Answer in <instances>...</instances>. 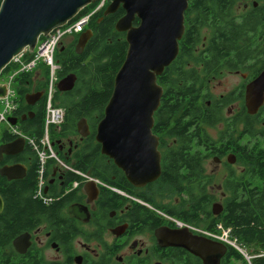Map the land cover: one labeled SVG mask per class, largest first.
Here are the masks:
<instances>
[{
	"label": "flooded vegetation",
	"instance_id": "obj_1",
	"mask_svg": "<svg viewBox=\"0 0 264 264\" xmlns=\"http://www.w3.org/2000/svg\"><path fill=\"white\" fill-rule=\"evenodd\" d=\"M229 14L236 23L247 22L249 51L239 55L235 50L230 55L233 59L230 69H211L212 77L204 89L210 96L203 101V110L216 119L215 123L202 127L200 145L199 139L193 140L191 147L184 150L188 163L171 167L177 173L166 182L160 181L162 157L167 150L161 145L172 146L176 140L167 142L166 137L152 133L158 138L160 152L161 172L155 181L135 187L101 154L93 161L103 163L98 172L101 178L94 175L92 164L82 171L77 167L78 161L81 155L92 153L86 148L90 141L93 146L97 144L94 138L97 124L94 127L84 119L88 134L81 137L78 125L81 128L82 119L79 120L75 133L50 139L54 157L45 162L41 196L34 193L45 211L35 213L11 239L9 259L0 264H215L204 263L186 249L167 244L168 237L183 234L184 230L196 239L222 244L226 251L218 264H223L230 250L242 258L239 250L247 255V264L264 257V0H233ZM87 30L88 27L82 33ZM206 30L202 32L208 35ZM73 38L66 37L64 41L69 42L63 41L57 51L72 49L80 54L84 47L78 50V38L74 44ZM207 50L205 36L200 43L203 70L207 67ZM242 56L245 61L240 65L238 57ZM224 74L236 80L229 92L214 97L207 91L209 82ZM39 78L37 84L31 80L30 86L43 96L40 82L43 78ZM40 100L30 107H39ZM249 109L254 111L250 113ZM10 117L19 125L17 116ZM24 117L22 114L21 120ZM238 125L241 130L236 132ZM207 128L218 131L212 137ZM20 156L22 161L18 160ZM35 158L25 143L21 153L2 156L0 169L20 164L26 168L25 177ZM73 178L76 179L71 181ZM172 188L181 191L171 193ZM168 192L181 200L160 203ZM234 215H246L249 219L252 232L248 245L234 237L232 226L237 225L236 221L228 220ZM223 233L234 245L219 239Z\"/></svg>",
	"mask_w": 264,
	"mask_h": 264
},
{
	"label": "trees",
	"instance_id": "obj_2",
	"mask_svg": "<svg viewBox=\"0 0 264 264\" xmlns=\"http://www.w3.org/2000/svg\"><path fill=\"white\" fill-rule=\"evenodd\" d=\"M231 1L233 0H212L211 2L191 0L189 2L184 14V33L178 42V55L157 77V84L162 87L163 95L153 116L152 133L162 135L169 140H176L175 145H161V148L167 150L162 157L163 172L160 181L166 182L171 179L170 175L177 173L172 172L171 167L176 168L186 164L188 156L184 150L191 147L193 140L199 139L200 145L204 134L202 127L215 123L216 118L212 119L206 114V110H203L205 106L203 101L210 96L204 89L207 81L212 77L211 69H230L233 61L230 55L235 50L239 55L249 51L248 24L246 21L236 23L230 17ZM108 4L109 2L90 20L87 27L91 31V37L80 54H76L72 49H65L60 53L57 51L55 54V62L59 66L58 80L74 74L76 81L71 91L63 93L56 91L54 94V105L63 108L65 115L64 123L60 128L50 129L51 140L67 133H75L76 124L81 119L91 122L94 126L103 118L104 108L112 93L114 77L124 61L127 50L125 34L116 32L114 29L117 20L123 16L124 12L118 9L114 14L103 16ZM207 4L211 7H207ZM96 5L95 3L87 6L77 17L87 13ZM133 24L137 25L138 21L135 20ZM204 28H207L208 35L202 32ZM79 35L74 36L73 44ZM205 36L209 56L207 67L203 70L200 69L204 58L201 56L203 52L200 51V43ZM24 58L27 61L30 55L25 54ZM244 61L243 56L238 57L240 65ZM7 69L9 68L6 67L5 71ZM38 70L45 82L43 84L45 92L48 68L40 66ZM32 75V73L20 75L15 79L17 108L12 115L20 119L19 125L16 126L18 131L39 140L43 135L45 96H42L39 107L32 108L25 103L24 97L38 90L34 92L31 90ZM22 114L26 115L24 121L21 120ZM93 135L94 129L92 137ZM15 138L7 129H4L1 132L0 142L9 143ZM86 148L92 153L81 155L77 167L86 171L92 164L94 175L98 174L101 178L98 172L99 167H103V163H93L100 156V146L97 144L93 146L90 141ZM18 160L22 161L21 156ZM28 171V174L20 180L7 181L0 177V197L4 201L0 214V261L9 259L8 247L11 239L26 227L35 213L45 211L41 203L34 198L38 176L36 158ZM169 191L178 193L181 190L172 188ZM230 215L232 216V212ZM231 216L228 220L236 221L237 224L232 226L234 237L241 244L248 245L250 241L248 236L252 232V228H249V219L246 215L244 217L234 215L235 217L232 218ZM223 264H245V262L239 254L230 250ZM252 264H264V257Z\"/></svg>",
	"mask_w": 264,
	"mask_h": 264
},
{
	"label": "water",
	"instance_id": "obj_3",
	"mask_svg": "<svg viewBox=\"0 0 264 264\" xmlns=\"http://www.w3.org/2000/svg\"><path fill=\"white\" fill-rule=\"evenodd\" d=\"M99 0H2L0 4V74L13 58L27 51L32 53L40 37L73 21L87 6ZM191 0H111L103 16L118 9L124 14L114 29L125 34L127 50L118 69L111 96L104 108L103 118L95 128V142L100 154L122 171L126 180L135 187L144 186L160 176L158 138L152 134L154 113L158 109L163 89L157 84L164 69L177 57L178 42L183 36L184 14ZM137 20L138 24L134 25ZM91 31L78 38L81 50ZM264 74L262 75V78ZM76 76L69 74L56 84L58 92L71 91ZM6 87L0 86V99ZM42 93L24 97L28 106L40 100ZM250 110L249 112L251 113ZM32 116V115H31ZM25 118V117H24ZM78 125V134L85 137L88 126L84 119ZM10 126L17 120L8 118ZM25 140L21 137L0 145L2 156H15L22 152ZM23 165L5 166L0 176L8 181L20 180L25 175ZM3 201L0 197V213ZM168 237L167 244L182 247L199 257L204 263L218 264L226 248L219 243L196 239L186 230Z\"/></svg>",
	"mask_w": 264,
	"mask_h": 264
},
{
	"label": "built area",
	"instance_id": "obj_4",
	"mask_svg": "<svg viewBox=\"0 0 264 264\" xmlns=\"http://www.w3.org/2000/svg\"><path fill=\"white\" fill-rule=\"evenodd\" d=\"M110 0H99L96 6L87 13L77 17L74 21L52 31L46 37H40L36 43V47L32 53L27 51L22 52L17 57L13 58L5 69L0 74V86L6 87V94L3 99H0L3 104V109L0 112V123L6 124V129L13 135L21 137L25 140L26 145L36 155L38 163L37 189L36 195L41 196L43 186V169L47 159L54 157L49 132L51 128L58 129L64 121L65 111L63 108L54 105V94L56 92V84L58 82L57 70L58 64L55 62V54L60 44L66 37L81 34L88 26L90 20L95 16ZM29 54L30 58L26 61L24 56ZM40 66L48 68V78L44 92V125L43 135L39 140L22 134L17 128L10 126L7 119L12 115V112L17 108V94L15 91L14 82L20 75L33 73ZM1 133V129H0ZM57 163H60L57 160ZM73 186L76 182H73ZM219 239L230 245H234L232 241L227 240V236L223 233ZM239 252L243 254L240 250ZM248 261V258H246Z\"/></svg>",
	"mask_w": 264,
	"mask_h": 264
},
{
	"label": "rangeland",
	"instance_id": "obj_5",
	"mask_svg": "<svg viewBox=\"0 0 264 264\" xmlns=\"http://www.w3.org/2000/svg\"><path fill=\"white\" fill-rule=\"evenodd\" d=\"M65 42H69V39H67ZM32 81L35 82V84H37L36 82H39L38 80H40L39 76H40V73L39 71L37 72V70H35L33 73H32ZM61 80V79H60ZM235 78L233 76H230L228 74H224L222 76H218L216 77L215 79H212L211 82H209V90L207 89V91H209L214 97L215 96H218V95H222V94H226L227 92H229L231 90V87H232V84L235 82ZM59 81V80H58ZM43 84L45 83L44 82V79L42 81ZM32 88V87H31ZM3 109V104H1V101H0V112L2 111ZM13 116V115H11ZM11 118V117H9ZM44 125V124H43ZM16 128V126H13ZM44 128V127H43ZM0 129H1V132L6 129V124L5 123H0ZM241 130V126L238 125L236 127V132H239ZM218 129L217 128H212V129H208L207 128V132L213 137L216 135ZM20 132V131H19ZM23 134V133H22ZM13 135V134H12ZM25 135V134H24ZM15 136V135H13ZM16 138H18L17 136H15ZM167 142H170L171 140H166ZM210 163V162H209ZM208 163V164H209ZM180 199L181 200V197L175 195V194H171L170 192H168L167 196L164 197L163 200L159 201L160 203H163V204H167V203H173L175 201V199ZM243 256V259L245 261V264L249 263V260L247 261L246 258H248L247 255H245L244 253L241 254ZM250 255V254H249ZM247 262V263H246Z\"/></svg>",
	"mask_w": 264,
	"mask_h": 264
},
{
	"label": "crops",
	"instance_id": "obj_6",
	"mask_svg": "<svg viewBox=\"0 0 264 264\" xmlns=\"http://www.w3.org/2000/svg\"><path fill=\"white\" fill-rule=\"evenodd\" d=\"M39 70H37V72H38Z\"/></svg>",
	"mask_w": 264,
	"mask_h": 264
}]
</instances>
